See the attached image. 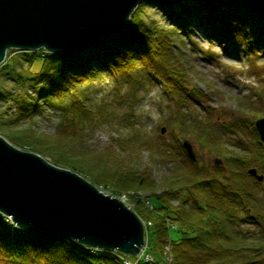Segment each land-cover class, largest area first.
I'll return each mask as SVG.
<instances>
[{"label": "trees", "instance_id": "trees-1", "mask_svg": "<svg viewBox=\"0 0 264 264\" xmlns=\"http://www.w3.org/2000/svg\"><path fill=\"white\" fill-rule=\"evenodd\" d=\"M150 3L167 16L173 31L144 14ZM191 17L210 39L225 46H242L253 56L264 58V0H142L125 27L109 37L75 52L21 51L22 66L18 67L14 58L1 67L0 74L14 86L5 89L0 84V100L9 103V109L0 112V133L15 143L38 147V151L57 148L56 142L70 143L69 138L72 143L75 138L83 139L80 119L92 97L86 91L102 72L133 81H140L138 76L143 74L178 102L181 114L190 100L199 102L205 95L198 84L191 87L188 83L191 73L174 36L176 29L181 30L197 44L189 30ZM93 102L98 108L94 115L112 121L106 103L98 98ZM45 105L64 112L52 137L35 127V116L43 113ZM259 106L264 111V104ZM179 120L173 122L181 135L224 159L222 165L201 164L199 156L193 161L176 139L181 161L152 194L134 198L133 210L147 228H154L160 257L168 245L170 264H264V204L255 202V187L261 182L248 173L251 167L264 173V143L254 128V141L232 151L223 134L212 133L209 122L195 117L188 123L182 115ZM147 144L158 154L169 156L158 141ZM60 155L63 161L57 159L59 162L79 169L74 163L81 154L62 149ZM89 174L97 183L107 182L115 192L149 185L144 176L133 171L118 176L102 168ZM146 248H151L148 241ZM127 255L89 247L58 233L20 227L0 211V264H125Z\"/></svg>", "mask_w": 264, "mask_h": 264}, {"label": "rangeland", "instance_id": "rangeland-1", "mask_svg": "<svg viewBox=\"0 0 264 264\" xmlns=\"http://www.w3.org/2000/svg\"><path fill=\"white\" fill-rule=\"evenodd\" d=\"M145 13L148 18L173 31L172 23L155 4H147ZM189 30L197 44L189 40L188 33L181 34V30L176 29L174 36L178 50L183 52L191 73L188 83L191 87L192 83L198 84L205 91V95L199 99V102L190 100L191 102L182 108L181 114L178 113V102L171 98L161 85L145 80L143 74L138 76L140 81H133L124 76L114 77L107 72H102L86 91L88 97L90 94L92 97L86 102V115L83 114L80 119L82 128L79 131L82 130L81 132L84 133L83 139L75 138V142L72 143V139L69 138L70 143L66 142L67 144L64 143L65 141L61 144L55 141L57 148H41L38 151V147L28 143L18 144L10 141L3 133L0 135L17 148L38 153L57 166L76 171L103 192L118 197L131 209L135 206L134 198L138 196L144 198L152 194L156 186L164 184L165 177L181 161V155L176 150V139L182 142L184 138H189L194 144L201 164L211 165L215 164L214 161L217 158L224 159L222 155H215L208 149H201L189 136L181 135L173 122L179 120L180 115L184 116L188 123L195 117L209 122L212 133L223 134L228 141L227 146L232 151H237L236 148L239 149L242 143L248 147L255 138L253 130L256 119L264 116V111L259 106V103L264 104L263 57H250L251 54L242 46H227L229 44L225 46L216 39H210L194 17L190 18ZM38 50L44 51L41 48L36 49ZM21 51L25 49H8L4 61L0 62V68L12 62L14 58L18 61V67L22 66L23 63L19 60ZM207 51L212 54L209 55ZM255 57L256 60L252 59ZM0 84L5 89H11L14 86V83L3 74H0ZM92 98L95 100L98 98L101 103H106V107L112 111V121L99 120L94 115L98 108L95 102L91 103ZM41 103L44 104L43 101ZM8 105L9 103L5 100H0V112L6 107L9 109ZM63 113L45 105L43 113L35 116L36 129L39 133L54 136L63 120ZM163 127L166 128L164 133H162ZM151 140L158 141L162 148H166L169 156H162L155 151V148L149 147L147 143ZM62 149L67 152L76 151L82 155L74 163L79 169L69 167L70 163L68 165L57 160L62 157L60 155ZM102 168L118 176L126 171L140 174L149 181L148 188L135 185L128 190L115 192L114 187L108 186L107 182L97 183L89 174V172L94 174ZM255 193L256 204L262 206L264 181L256 185ZM139 218L141 219L140 216ZM142 222L145 226V245L148 241L151 247L149 251L163 261L154 228L150 225L147 228L145 221L142 220ZM145 245L139 251V255L143 254Z\"/></svg>", "mask_w": 264, "mask_h": 264}, {"label": "water", "instance_id": "water-1", "mask_svg": "<svg viewBox=\"0 0 264 264\" xmlns=\"http://www.w3.org/2000/svg\"><path fill=\"white\" fill-rule=\"evenodd\" d=\"M141 1L0 0V62L10 48L81 50L123 29ZM255 124L264 142V117ZM182 145L195 161L193 143L185 138ZM249 173L264 178L256 168ZM0 211L20 227L58 233L93 248L137 255L145 243L142 220L122 200L1 135Z\"/></svg>", "mask_w": 264, "mask_h": 264}, {"label": "built area", "instance_id": "built-area-1", "mask_svg": "<svg viewBox=\"0 0 264 264\" xmlns=\"http://www.w3.org/2000/svg\"><path fill=\"white\" fill-rule=\"evenodd\" d=\"M164 254L168 262H171L170 246H165ZM142 260L148 262V264H152V258L144 253L140 255L139 258H137L136 260H128L127 264H143Z\"/></svg>", "mask_w": 264, "mask_h": 264}, {"label": "bare ground", "instance_id": "bare-ground-1", "mask_svg": "<svg viewBox=\"0 0 264 264\" xmlns=\"http://www.w3.org/2000/svg\"><path fill=\"white\" fill-rule=\"evenodd\" d=\"M146 202L149 204V202H150V201L147 199V201H146Z\"/></svg>", "mask_w": 264, "mask_h": 264}]
</instances>
